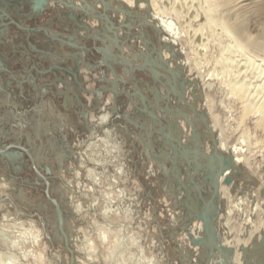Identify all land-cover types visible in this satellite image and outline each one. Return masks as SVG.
<instances>
[{"label":"bare ground","instance_id":"6f19581e","mask_svg":"<svg viewBox=\"0 0 264 264\" xmlns=\"http://www.w3.org/2000/svg\"><path fill=\"white\" fill-rule=\"evenodd\" d=\"M105 1L107 3L106 7L102 5L100 0H75L73 2L74 5L80 7L85 4L88 7L87 11H85V8L84 11H79L77 10L76 7L68 8L59 0H46L45 4L38 7L37 10L39 11V13L36 14L35 11L37 10L32 11L31 12L32 15H30V18L35 14L36 16L40 17L42 14L40 12L42 11V9L44 10L45 8L53 13L51 14V16L53 15V18L55 20L56 19L61 20L62 23H63L62 20H64L67 16L69 19H72L73 16L71 14H74L76 15V19L75 21L73 19L68 21V24L70 26L68 24L65 25L66 22L63 24L61 23L63 29L70 32L71 30L70 27L72 26V23L78 21V23L76 24H79V15H81L80 17H82L83 19L82 21H84L85 25H87L88 27L86 28L85 32H80L79 35L82 33L86 34L90 30L91 31L90 33H92V35L95 34L93 36L96 35L98 36V34H100L104 38V36H106V34L111 31H113L114 33L117 32L116 35L118 38H115V40L122 41V44L125 45L126 49L129 51L132 50L141 51L138 50V46L140 47V44L142 43L139 37L144 36L146 40L143 43L146 48V51L149 54H151L153 50L158 49L159 53L157 52V54L159 56L161 55L160 61H162L167 67L162 66L163 64L160 61L156 62L158 64V65L155 64L156 66H154L151 63L153 66H150V68L152 69L148 70L149 72L148 74H145V72H138L137 75L139 74V76L142 75L145 78H148V81L150 83H153L154 80H159L162 82V79L165 77L166 79L165 89L168 90V92L170 91L172 92L171 90L172 87L176 92L181 90L180 83L181 81H183L184 88L182 91L185 92V96L183 99H181L182 101L181 102L177 101L176 96H174L172 100H176L177 103H174V101L170 103V101H168L167 102L168 105H167L165 103L166 100L165 99L162 100V103L159 106V108L163 111H168L169 108L180 105L184 111V115L183 114L182 115L185 118L183 120L185 122L183 123L184 125L181 124L183 126V133L180 134L179 131L180 134L179 139L181 140L180 141L181 144H180L179 140H177L176 143H174L175 141L172 140L173 135L171 137L172 133L170 132L169 129H167L168 127L166 126V128L163 129L159 121L160 124L159 132L162 136V142H160L158 146L159 151L155 152L150 146V144L155 142L154 140L152 141L150 140V142L145 141V143H147V149L149 150L150 155L154 157L157 161H159V163L161 159H166L170 162L171 168L169 174L170 176L172 175V177L174 178L175 188H176V184L178 183L184 184L183 185L184 187L178 185L179 186L178 190L180 191V193H178V190L176 191L178 194L184 193L185 202H187L186 200H189L190 205L193 204V202L194 203L196 202L197 194L200 195L201 193L198 183L204 185L202 186L203 189V187H205V183L208 182V180L205 181L203 180L204 177L203 173L204 172L209 173L206 174V176H209L212 179V182L215 179L217 168H215L214 171L210 172V167H209L210 159H208V157L212 156V154L214 153H217L219 156L223 155L222 158H224V155L230 153L232 156L231 162L234 165V168L227 169L225 171V174L230 173L233 177V181L228 185L223 184L222 181L224 179L225 174H221L219 175L217 182L218 191L216 192V194H218L217 196L219 197L218 206L220 207V211L216 218L217 219L216 226L218 233H220L222 237V239L219 241L217 246L221 248L222 250L221 254L223 255L228 254L229 256V253L233 251L232 255L230 256L234 264H264V242L262 245L256 248V244L259 243L261 235L264 234V162L262 164L260 163L253 164L252 162V158H253L252 156H254L255 153L254 151L259 147H263L264 144L260 143L259 140L252 138V135L244 125L245 121L249 120L253 123L254 132L257 133V131H261L264 134V18L262 17L261 19L263 20H260L259 18L261 16L260 17L258 16L262 14L264 10V6L262 7L264 3L258 5L257 0H254L252 2L248 0H105ZM5 5L3 6L5 7ZM13 5L14 3L9 2L7 3L5 8L9 9ZM64 7H67L68 9L66 13L63 12ZM5 15H3L2 17H4ZM114 15H117L119 18H125L124 22L128 24V27L124 28L121 25H116L117 22H114L115 19L112 20L111 18ZM255 16L256 17L258 16L259 20H257ZM254 18L256 19L253 20ZM12 23H14L18 29L22 30L24 28V27L21 28V25L18 24L13 19L11 21V24ZM121 23L123 25V21H121ZM4 24L6 29H9L8 25L6 23ZM134 24H137V27H139V29H137V31L139 32L134 33L133 35L134 30L132 29L134 27L133 26ZM103 25L108 31L102 33V30H104ZM81 26L83 25L81 24ZM1 31L5 32L4 29H2ZM46 32L45 34H47ZM110 34H112V32ZM1 37L2 36L0 34V42H3V39ZM54 40L57 41V39L53 38V41ZM95 40L98 39L92 40L96 44L98 41ZM148 42L150 43V45L147 44ZM64 44H68V43H64ZM0 62H1L0 70H4L3 67L4 61L1 60ZM142 65L144 66L145 64ZM144 67L148 69L146 65ZM154 68L155 69L157 68V70H155ZM165 69L166 70L170 69L172 71L168 72V70L166 71ZM141 70L143 71L142 68H140V71ZM171 72H173L174 74L173 77L175 78V80L171 79L172 77ZM210 78L215 79V83L217 84L218 89H220L221 92L227 97L228 99L227 101L230 102L231 107L233 108L234 106L238 109L237 112L238 113L237 121L239 122L238 129L241 130L242 133H241V140L239 141L237 140V142L234 144L228 141L229 137L228 138L226 137V134L224 132V127L219 122L218 114L215 110V106L217 105L216 100L213 98V96H211V94H208L206 91L207 87L213 88L212 86L213 83L208 80ZM108 90H111L113 92L114 94L113 96L117 94L115 93L114 91L115 88L113 87L108 88ZM117 91L118 90H116V92ZM122 92H124L128 96L131 105L133 103V98L135 97L136 94H139L140 96L139 97L140 104H142V102H145V97L141 95L139 91H136L135 93H130L122 90ZM176 92H172V94ZM182 95H180V97H182ZM143 105L145 106V108L143 107ZM143 105L138 106V108H134L137 110L136 113H139V115L143 113L145 114V112H147L146 104L143 103ZM234 110L235 109H233V111ZM148 115L150 118L153 119L152 126L154 127L155 122L157 121L158 118L151 111H148ZM116 116L114 117L110 115L109 110L106 111L105 113H99L98 122H97L99 126L97 125L93 128L89 127L91 129V131L88 129L89 132H92L91 134L90 133L89 134L92 135L91 137L93 138L91 142L89 141L91 143L89 144L90 147L96 148V150L92 149L91 151H94L97 155H101V157H97V158L93 157V164L90 165L91 168L86 167V171H85L86 174L93 175L94 177L100 176V173L98 175V173H96V170L98 169V165H100L103 162V159L102 161L100 159L102 158V156H107L108 154L114 152L115 153L114 156L118 158V155L125 153L126 145L128 144L127 141L129 138L127 132L129 133V131L131 130L130 127L127 126L129 130L128 131L124 121ZM198 116H200L201 119L204 121L205 124L204 127L206 128V130L203 131L205 134V138H203L205 139L204 140L205 142H204V150L202 151L200 150L199 147H196L195 145L197 144L196 143L197 141L201 140V139L199 140L200 136H198L197 133L198 126H196L198 123L196 122L197 120L195 119ZM123 117L126 116L123 115ZM136 119L139 123H141L140 125L144 129L143 122L138 120L137 117ZM199 121L201 120L199 119ZM173 132H177V131L175 130ZM8 134H10V131L8 130H3L0 132L2 138L3 137L5 138L6 135ZM11 135H13L12 137L14 138V142H13L14 144L13 143L10 144H12L13 146H8L9 145L8 144L6 145V147L2 146V148L0 149V161H2L5 166L9 164L12 157L20 161L22 160L23 162H26L25 159L23 158V154L20 153V151L16 153V152H11L10 150H5L7 148H18L22 150L21 147L23 146L20 144V142H22L21 141L22 135H20V133L15 130L14 131L12 130ZM99 136L100 139L98 138ZM25 137H26L25 142L28 146L26 144L25 145L30 149L31 153L29 151L28 152L32 155L33 162L34 164H36V167L39 170L41 168L40 167L41 164L37 157L38 154H36L37 152L32 146L33 135L32 133L31 134L27 133ZM152 138L154 139L157 138L156 132H154ZM182 138H189L190 141H185ZM0 140H2L1 137ZM1 143L3 144V141H0V145H2ZM251 143H254L253 144L254 147H251ZM163 144H167L170 147L172 157L168 158L169 152L167 149L163 147ZM174 144H176L177 147H182L180 148V151L187 148L185 147V145L189 146L187 148V151H189L190 157H188L187 155L188 153L183 151L182 152L183 154L178 152L179 157L176 158L174 154V150L172 148ZM176 146L174 145L175 148ZM198 155L201 158L204 156L205 159L204 163L198 161L197 159L199 158ZM185 157L188 159L185 160ZM82 158L84 159V157ZM179 160H182V162ZM187 161H189L188 164ZM106 162L107 159L105 163ZM216 164L217 162L214 161L213 165L215 166ZM119 165L120 166L116 171L112 170L113 174L108 175L107 173L103 181L102 179H98L99 182L102 181L100 182L102 183V186H105L107 190L106 193L110 194L109 203L103 208L102 215L99 216L98 214H96L95 211H93L90 208L97 217L99 216L103 220L102 223L103 225L102 224L99 225L97 222L98 225L97 226L95 222V226H94L96 227V235L99 238V242H100L98 243L99 245H106L109 232L112 231L110 229L113 228L111 227L110 224L106 222V216L109 215L110 213L113 214L114 213L113 209L117 208L119 210L123 209L122 211L124 216H126L127 214V216L131 217L132 215L131 213L133 212L135 207L138 206V205H134L135 199L133 198V200H129L125 192L126 190L120 187L121 183L119 181L121 178L120 176L122 175L123 167H121L122 164L119 163ZM184 165L188 167V169L185 170ZM258 168L260 169L259 172L257 171ZM174 169L176 170V173H174L173 171ZM60 170L58 169V171ZM46 171H48L47 168ZM184 171H185V175H187L186 174L187 172H188V176L192 175L191 177L192 183H187L186 181L182 180L183 178H185ZM189 171L191 172L190 175H189ZM177 172L182 173L183 176L181 174L177 175ZM34 173L36 174L35 179H37V181L39 182L38 183L36 181L38 184L45 183V189H44L45 198L42 201L40 200L41 202H35L33 199L29 201L26 200L25 202L28 204L25 205L24 204L22 205L20 201V198L23 201L25 199L24 193L22 194L23 191L20 190V192L14 193V191L9 188L10 180L5 178L3 174H0V264H29V263L31 264L32 262L33 264H69L71 255L68 252V249L64 243V237L58 228L57 214L54 208V203L51 200V198L54 197L50 193L51 191L49 187L50 181L48 179V176H46L43 171H40L41 174L36 173L35 171ZM198 174H202V176L200 178H197L196 176ZM103 175L104 174H102V176ZM198 179L199 181L197 182ZM76 181H78L77 183L78 187L81 188L80 181L78 179H76ZM46 183H48V187L46 186ZM62 184L63 186L69 189L71 188L70 186L71 184L69 183H62ZM188 187L192 189L193 192L192 191L188 192V190H186L188 189ZM73 188L74 189L72 195H66L65 189L58 187V191H59L58 193H60V195L58 198H54L60 204L61 207L60 209L63 216V229L68 241V247L72 250L73 253V262L71 264H82L81 260H83V262L86 264L89 263L96 264L93 255L96 249L95 243L97 240L95 239L90 240L91 238L83 240L81 236H79L78 233L79 231L78 232L74 231L79 227L78 224L79 220L77 217H78V212L82 209V206H80L81 203L79 202L81 201L82 195L83 196L89 195V191H88L89 189L86 190L85 192L84 191L81 192L80 189H77L76 185H73ZM46 189L48 191L49 198L46 196L45 193ZM193 193H195L196 195ZM192 194L194 195V197L192 196ZM75 195H77V198L75 197ZM62 197L64 199H68V201L65 202L67 204V208L69 207V209L71 210L69 215L70 218L72 217V220L74 221L73 223L71 221H68L66 215L63 214L64 206H62L61 202L64 199H62ZM15 198H17L19 202L16 201ZM95 202L96 200L93 201L94 205ZM119 202L124 203V206L122 208H119ZM87 207L89 209V206ZM197 208L198 209L202 208L200 202L196 207V211H198ZM85 211L88 210L86 209ZM72 213L74 214L72 215ZM171 219H173L172 216ZM192 222H193L191 225L192 235H194L195 237L202 236V222L201 221L197 222V220L196 222L195 221ZM118 226H119L118 229L115 230L116 234H114L115 236H113L115 237L116 250L120 249L121 251L119 254H117L116 252L117 256H121V254L122 255L126 254V252L132 253L131 257H128V259H126L127 257L125 255L126 258L122 256L119 258V260H116L119 263H121V261L123 262L127 260L126 263L128 264H141L143 263L142 260L146 259L147 263L149 264H166L163 263L166 259L167 264H183V263L185 264L182 258H181V263L170 262V259L168 257V251L166 249L167 242H165L164 240V237L166 238V236L162 237L163 239L154 238V241L153 240L150 241V239L147 238L148 240L146 239L147 245H145L144 247L145 249L138 250L134 246L135 245L134 242H131L130 245L129 242L127 241L126 237L129 231V227L127 226V223H121L120 225L118 224ZM195 229H197L196 232ZM183 234L182 236L179 235L178 236L181 237L182 239ZM84 237L85 235L83 236V238ZM172 239L175 242L178 241L174 236H171L169 240ZM253 240H256L255 245H253L252 243ZM193 245L195 246L192 249V251L190 250L189 252L188 250H186L188 251L186 252L188 255L187 257L191 258L189 255L192 254L191 256H193L194 260H196L195 263L191 259L190 263L205 264L207 254L209 252V248L203 246L201 247L198 245L196 247V244ZM252 246H254L253 249L251 248ZM147 248L152 253L146 252L145 250ZM247 248L248 249L251 248V249H249L250 251L249 252L247 251L246 253L245 249ZM91 249L93 251L89 252L88 250ZM80 251H83L82 254L85 256L84 258L83 256L81 257V255L79 254ZM145 253H148V255L150 256L153 255L152 257L154 261L152 260L150 261V259L147 256H145ZM96 255L98 254L96 253ZM30 256L32 259L29 258ZM208 262L209 263L207 264H215L211 259ZM119 263H115V264H119ZM216 264H220V263L218 262ZM224 264H227V261H225Z\"/></svg>","mask_w":264,"mask_h":264},{"label":"rangeland","instance_id":"374dc122","mask_svg":"<svg viewBox=\"0 0 264 264\" xmlns=\"http://www.w3.org/2000/svg\"><path fill=\"white\" fill-rule=\"evenodd\" d=\"M74 1L75 0H73V2ZM248 1L252 2L254 0H248ZM257 1H258V5L264 3V0H257ZM9 2L14 3V5L9 9H7L5 7ZM35 2L36 1H33L32 3V1L30 0H0L1 3L0 8H2L0 9V21L2 23L0 25V34L2 36L1 38L3 39V42H0L1 43L0 61L3 60L5 63V65L3 63L4 70H0L1 71L0 72V132L3 130L10 131V134L6 135L5 138L4 137L2 138V136L0 135L2 139L0 141H3V144L1 143L2 145L0 146L6 147V144L8 145L10 144V142L14 141V138L12 137L13 135H11L12 130L17 131L20 133V135H22L21 137L22 142H20V144H24V145L26 144L25 135L27 133L30 134L32 133L33 135L32 146L36 150L37 152L36 154H38L37 157L41 164L40 167L42 168V169L40 168L39 170L43 171L45 175L48 176V179L50 181L49 182L50 184L49 187L51 190L50 193L54 198H58L60 195V193H58L59 192L58 187L64 188L66 191L65 193L66 195H72L74 189L73 185H76L77 189H80L81 192L82 191L85 192L86 190L89 189L88 190L89 195L88 196L82 195L81 201L79 202L81 203L80 206H82V209L78 212V217H77L79 220L78 222L79 227L74 231L76 232L79 231L78 232L79 236H81L83 240H86L88 238H91L90 240L93 239L97 240L95 243L96 249L93 255L96 264H115V263H119L116 260H119V258L122 256H124V258L127 257L126 259H128V257H131L132 255L131 252L130 253L126 252V254L123 255L121 254V256H117V254H119L121 251L120 249L116 250L115 237L113 236H115L114 235L116 234L115 230L118 229L119 227L118 224L120 225L121 223H127V226L129 227V231L126 237L127 241L129 242L130 245L131 242H134L135 244L134 246L138 250L145 249L144 247L145 245H147L146 244V241L148 240L147 238H149L150 241L152 240L154 241V238L163 239L162 237L166 236V238L164 237V240L165 242H167L166 249L168 251V257L170 259V262L181 263V258H182L185 264H191L190 263L191 259L196 263L194 257L191 256L192 254L189 255L191 258L187 257L188 255L185 254L188 251L190 252V250L192 251V249L195 246L193 244L191 245L188 242L189 241L188 236L185 231V229L187 228L189 233L192 234L191 233V225L193 223L192 221L196 222L195 218H193L192 221H188L187 215L184 214V213H191V212H185V210L188 208V206L191 207L192 204L190 205L189 200H186L187 202H185L184 193L178 194L177 191L176 193L172 192V185L174 186L175 182L172 175L170 176L169 174L171 168L170 162L166 159H161V161L164 163L162 166L161 165L162 162L159 163L154 157H152L147 147H145V145L143 144L144 140L145 139L147 140V138H149L150 140H154L155 142L150 144V146L155 152L159 151L158 146L159 143L162 142V136L159 132V127H160L159 121L163 129H165L166 126L168 127L167 129H169L170 132L172 133L171 137L173 135L172 140L175 141L174 143H176L177 139L179 140V142L181 141L179 139L180 134L183 133V126L181 124L185 122L183 121L185 119L183 116L184 115L183 109L181 108L180 105H177L176 107L169 108L168 111H163L159 108V106L161 105L162 100L165 99H166L165 103L167 105H168L167 103L168 101H170V103H172L173 101L174 103H177V101L181 102L182 101L181 99H183L185 96V92H183L182 89L178 91L179 93L176 91H175L176 93L173 94H172L173 91L168 92V90L165 89V81H166L165 77L162 79V82L159 80H154L153 83H150L148 81V78H145L142 75L139 76V74L137 75L138 72H145V74H148L149 73L148 70L152 69L150 68V66L158 65L156 62H159L161 59L160 58L161 55L159 56L157 54V52L159 53L158 49L153 50L151 54H149L146 51V48L143 43L146 40L144 36L139 37L142 43L140 44V47L138 46V50L141 51H136V50L129 51L126 49L125 45L122 44V41L115 40V38H118L116 35L117 32L114 33L113 31H111L112 34H110L111 32H109L106 34V36H104V38L100 34H98V36L97 35L93 36L95 34L92 35V33H90L91 32L90 30L88 32L86 31L87 32L86 34L82 33L83 35L82 34L79 35L80 32H85L86 28L88 27L87 25H85L84 21H81L82 20V17H80L81 15H79V24H76L78 23V21L72 23V26L70 27L71 30L70 32H68L63 29V26L61 25L62 23L61 20L58 19L55 20L53 18V15L51 16V14L53 13L47 10L46 8L44 10L42 9V11L40 12L42 13L40 17L36 16L35 14L30 18V15H32L31 12L34 10L29 9L28 3L31 4L32 7H34ZM3 5H5V7ZM263 6L264 4L262 5V7ZM85 7H87V5L85 6L84 4V8ZM67 11H68L67 7H64L63 12L66 13ZM3 15L5 16L2 17ZM258 16L259 17L261 16L259 19L263 20L261 18L262 17L264 18V10L262 14ZM258 16L257 17L255 16L257 20H259ZM45 18L47 19L46 24H44L43 22V19ZM50 18H52L53 20ZM111 18L112 20L115 19L114 22H117L116 25H121L124 28L128 27V24L124 22L125 18H119L117 15H114ZM256 18H254L253 20H255ZM12 19L15 20L18 24H20L21 27H28L26 25H34L33 21H35L36 27H33V29L29 31L26 29L21 30L18 29L14 23L11 24ZM69 20L72 19H69L67 16L62 21L63 23L66 22L65 23L66 25L68 24ZM121 21H123L124 26L122 25ZM3 22L8 25L9 29H6L5 24ZM81 24L83 26H81ZM133 26L134 27L132 30H134L133 32L134 35V33L139 32L137 31L139 27H137V24H134ZM2 29H4L5 32H2L1 31ZM44 30L45 32L47 31L46 33L48 35L45 34ZM106 31L108 30L104 26V30H102V33ZM56 32H59L60 36H62V38L64 37V39L65 38L67 39V37H69L70 35L75 36L73 40L75 41L78 47L76 50L80 52L81 55L78 58L79 67L74 68L73 67L74 63L70 58L66 60V63L67 66L69 65L68 66L69 69H77L79 76L77 77L76 75L75 77L76 82H81L82 86L86 90H92V91L84 92L83 89L81 90V88H77L76 84L73 82L74 79L71 76L64 75L66 82H69L70 84L69 88H66L64 83H62L61 81L55 82L56 81L55 76L64 73L53 70L49 72H45V69H47L46 67L49 66V63L51 61L63 63L61 62L62 60L58 61L59 58L56 57L58 54H56L55 56L56 58L53 57V55L46 54L48 50H50V52H55V51L61 52V55L64 53H68L69 51H73L72 48L68 47L69 46L68 44H64L56 40L53 41V38H56V36L54 35ZM94 39H98L95 40L98 41L96 44L94 43V41H92ZM147 44L150 45L149 42ZM157 55L159 58L157 57ZM62 57H64V55H62ZM107 62H109L110 67L103 65L104 63L106 64ZM160 62L163 64V65L161 64L162 66L167 67L162 61ZM142 64H145L148 69H146L144 67L145 65L143 66ZM33 65H35L36 67H34ZM138 67L142 68L143 71L142 70L140 71V68ZM102 70L105 75L107 74L106 77L110 79H113L111 70H114V72H116L120 76L121 81L123 80V84L125 83L124 86L122 84L123 89L121 90H120L121 82L119 81L117 84V89L119 90L116 92L117 94L115 95L117 99L116 103H114L113 100L114 94L108 90V88H110V85L106 86L108 82L101 81ZM155 70H157V68ZM169 71L172 70L169 69L168 72ZM171 76H172L171 79L175 80L173 75ZM208 80L213 83L212 85L213 88L210 87L211 88L210 89L209 87H207L206 91L208 94H211V96H213V98L216 100L217 105L215 106V110L218 114L219 122L224 127V132L226 134V137L227 138L229 137L228 141L234 144L237 142V140L238 141L241 140V133H242L241 130L238 129L239 127L238 126L239 122L237 121L238 109L234 106L233 108L231 107L230 102L227 101L228 100L227 97L221 92L220 89H218L217 84L215 83V79L210 78ZM53 82H55L56 85L53 84ZM101 83L106 84V85H101V87L104 86L108 88L107 89L103 88L100 91H98V93L93 92V90L96 87H98V85ZM71 90L80 93V100L77 99V97ZM122 90L130 93H135L136 91H139L140 94L145 97L147 112L141 115H139V113H136L137 110L132 107L128 96L124 92H122ZM95 94H97L98 99H96ZM180 95H182V97H180ZM174 96H176L177 101L172 100ZM139 97H140L139 94L135 95V97L133 98L134 104L140 105ZM115 107L116 110H114ZM233 109L235 110L233 111ZM108 110L110 112V115L114 117L117 115L116 117L122 119L125 123L126 128L127 126H129L131 131H129L127 128V130L129 131V133L127 132L129 138L127 141L128 144L125 143L127 144L124 153L125 155L124 154H120L122 156L118 155L119 159L114 156L115 155L114 152L108 155L106 154L109 157L102 156V158L100 159L101 161L103 159V162L100 165H98V169L96 170V173H98V175L100 173V176L95 175L97 177H94L93 175H89L85 173L86 167L91 168L90 165L93 164V157L97 158V157H101V155H97L94 151H91L92 149L96 150V148L90 147L91 144L90 142L93 140V138L91 137L92 135H90L92 132H89V130L91 131L90 128H93L97 125L99 126V124L97 123L99 113H105ZM148 111L153 112L158 118L157 121L155 122L154 127L152 126L153 119L149 117ZM122 113H124L123 115H125L126 117H123L121 115ZM132 115H134V117H137L138 120L143 122L144 129L140 125L141 123L137 121V119L135 122L134 119L129 118ZM199 117L200 116L196 117L195 119L197 120L196 122L198 123L196 125L198 126L197 133L198 136H200L199 140L200 139L201 140L197 141L196 142L197 144L195 145L196 147H199L200 150L202 151L204 150V142H205L204 141L205 139H203L205 138V134L203 131H205L206 128L204 127L205 125L204 121L201 119V117L200 118ZM199 119L202 122L199 121ZM244 125L252 135V138L259 140L260 143L264 144V134L261 131H257V133L254 132L253 123L251 121L249 120L245 121ZM173 128L177 132H173L175 131ZM154 130L156 132V137H157L156 139L152 138L154 135ZM139 135H141L144 138V140L140 138ZM98 138L100 139V136ZM182 139H184L185 141H190L189 138H182ZM253 144L254 143H251V147H254ZM174 145L176 146V144ZM163 147L167 149L169 152L168 158L172 157L170 147L167 144H163ZM185 147L187 146L185 145ZM176 148H182V147L176 146ZM141 151L143 152L144 156L141 155ZM11 152L18 153L19 151L11 150ZM254 152H255L254 156H252L254 158V159L252 158L253 164L254 163L262 164L264 162V146L257 148ZM23 153H22L23 158L25 159L26 162H23L22 160L20 161L12 157L9 164L5 166L3 162L0 161V174H3L5 178L10 180L9 188L12 189L14 193L16 192L18 193L20 192V190L23 191L22 194L24 193L25 199L23 201L20 198L22 205L28 204L25 201L26 200L29 201L31 199H33L35 202H41L45 198L44 195L45 183L38 184L39 182L37 181V179H35L34 170L32 169V167H30L31 166V163L29 162L30 160L29 158H27L28 156H26V153L24 151ZM87 153L89 154V156ZM82 157H84V159ZM112 157L115 158L113 159ZM198 157H199L198 161H200L202 158L199 155ZM106 159L107 162L105 163ZM179 161L182 162V160ZM119 163L124 165V166L121 165V167H123V170H122V175L120 173L121 175L119 181L121 183L120 187L126 190L125 192L129 200H133V198L135 199L134 205H138V206H136L134 209L135 211L133 210V212L131 213L133 215V216L131 215V217L127 216V214L126 216H124L122 211L123 209L119 210L115 207H114L115 209H113L114 210L113 214L110 213L107 216L105 215L106 222L110 224L111 227L113 228L110 229L112 231L109 232L106 245H99L98 244L100 243L99 238L96 235V227L94 226H95V222L96 225L97 222L99 225L103 223V220L99 216L102 215L103 208L109 203V198H110L109 196L110 194L106 193L107 190L105 186H102V183L100 182H102L103 179H105L107 173L108 175L113 174L112 170L116 171L120 166ZM157 164L161 165V167L164 170H160ZM46 168L48 169V171H46ZM58 169L61 170L58 171ZM184 169L186 170L188 169V167L184 165ZM173 171L174 173H176L175 169ZM257 171L259 172L260 169L258 168ZM190 173L191 172L189 171V175ZM102 174L104 175L102 176ZM180 174L182 175V173ZM201 176L202 174H198L196 177L200 178ZM76 179L80 181L81 188L78 187L77 185L78 181H76ZM98 179H102V181L99 182ZM52 181L54 184L52 183ZM198 181L199 179L197 180V182ZM62 183L71 184L70 185L71 188L69 189L63 186ZM174 189L176 190L175 186ZM171 192L173 194H171ZM193 194L192 196L194 197ZM75 197L77 198V195H75ZM62 199L64 198L62 197ZM15 200L18 201L17 198H15ZM92 200L93 201L96 200L95 205L93 204ZM65 201H68V199H64L61 202L62 206H64L63 214L66 215L68 221H71L73 223L74 221L72 220V217L70 218L69 215L71 210L69 209V207L67 208V204ZM87 206H89V209L91 208L99 216L97 217L91 209L90 210L88 209ZM123 206L124 203L119 202V208H122ZM86 209L88 211H85ZM73 214L74 213H72V215ZM171 216L173 219H171ZM215 220L217 221V219ZM178 233H180L181 235ZM182 234H183V238L181 239V237L179 236H182ZM84 235L85 237L83 238ZM171 236H174L179 242L178 241L175 242L173 239H172L173 241L169 240ZM181 241L184 243H182ZM251 248L253 249V246ZM249 249L248 248L245 249L246 253L247 251L248 252L250 251ZM88 251L92 252L93 250L91 249ZM145 251L148 253H152L150 252V250H148V248ZM82 253L83 251H80L79 254L81 255V257L83 256L84 258L85 256ZM96 253L98 255H96ZM148 253H145V256H147L150 259V261L151 260L154 261L152 257L153 255L150 256L148 255ZM29 258L32 259L31 256ZM81 262L82 264H86L83 262V260H81ZM126 262L127 260L123 262L121 261V263L119 264H128ZM142 262L143 263L141 264H149L147 263L146 259L142 260ZM163 263L167 264V260L165 259ZM31 264H33V262Z\"/></svg>","mask_w":264,"mask_h":264},{"label":"water","instance_id":"95a60500","mask_svg":"<svg viewBox=\"0 0 264 264\" xmlns=\"http://www.w3.org/2000/svg\"><path fill=\"white\" fill-rule=\"evenodd\" d=\"M30 1H36L35 2V6L34 7H32L31 6V4H29L28 3V6H29V9H32V10H37L38 9V7L39 6H42L43 4H45L46 3V0H30ZM59 1H61L65 6H67L68 8H72V7H76L77 8V10H79V11H84V5L83 6H80V7H78V6H76V5H74V3H73V0H70V1H66V0H59ZM101 1V3H102V5L104 6V7H106L107 6V3H106V1L105 0H100ZM86 6V5H85ZM87 8L88 7H85V11H87ZM36 12V14H38L39 13V11L37 10V11H35ZM71 14V13H70ZM73 17H72V19L75 21V19H76V15H74V14H71ZM49 16V15H48ZM46 18L45 19H43V22H44V24H46L47 22H46ZM83 20V19H82ZM81 20V21H82ZM23 26V25H22ZM22 28V27H21ZM23 29H26V30H32L33 28H30V27H24ZM55 36H56V38L55 39H57V41L59 42H63V43H68V44H70L68 47L69 48H72L73 49V51H69L68 53H64V54H62V55H64V57H62V55H61V52H50V50H48L47 52H46V54H48V55H53V57H55L56 56V53L58 54L56 57H58L60 60H58V61H61V62H63V63H58V62H53V61H51L50 63H49V66L48 67H46L47 69H45V72H49V71H60L61 73H64V74H60V75H57V76H55L56 78V81L55 82H57V81H61L62 83H64V85L66 86V88H69V82H66V79H65V77H64V75H68V76H71L73 79L76 77V75H77V77L79 76V73L77 72V69H69L68 68V66H67V63H66V60L68 59V58H70V59H72V62L74 63V68L75 67H79V60H78V58L81 56L80 55V52H78L76 49H77V45H76V43H75V41L73 40L74 38H75V36L74 35H70L69 37H67V39L65 38L64 39V37L62 38V36H60V33L59 32H56L55 34H54ZM69 38V39H68ZM27 41H28V39H27ZM55 57V58H56ZM64 58V59H63ZM63 60H65V61H63ZM103 65H105V66H109L110 67V64H109V62H107L106 64L104 63ZM34 67H36L35 65H33ZM91 66H94V65H91ZM97 66V65H96ZM93 69V68H92ZM112 71V77H113V79H110V78H108V77H106V75L104 74V72H103V70L101 71V74H102V82H108V84L106 85V84H103V83H101V84H99L98 85V87H96L94 90H93V92H97L98 93V91H100L101 89H103V88H106V87H104V86H102L101 87V85H106V86H108V85H110V87H113V88H115V93H116V90H119V89H117V84H118V82L120 81L121 82V86H120V90L121 89H123V87H122V84H123V80L121 81V78H120V76L116 73V72H114V70H111ZM172 73V75L174 76V74H173V72H171ZM32 75V74H31ZM34 78V77H33ZM75 80V79H74ZM73 80V82L76 84V86H77V88H81V90L83 89V91L84 92H90V91H92V90H86L83 86H82V84H81V82H76V81H74ZM99 81V80H98ZM100 81V82H101ZM55 82H53V84H55L56 85V83ZM70 83H72V82H70ZM73 83V84H74ZM125 84V83H124ZM124 84H123V86H124ZM180 87H181V89L183 90V88H184V82L183 81H181V83H180ZM107 89V88H106ZM171 90L173 91V92H175V90H174V88L172 87L171 88ZM74 94H75V96L77 97V99H79L80 100V93L78 92H75V91H73V90H71ZM109 91H111V90H109ZM111 93H113L112 91H111ZM96 96V99H98V97H97V94H95ZM113 97V96H112ZM113 100H114V103H116V97L114 96L113 97ZM143 103L145 104V102H142V104H140V105H136V104H133L132 103V106H133V108H138V106H141V105H143ZM143 107L145 108V106L143 105ZM114 110H116V107H115V109ZM146 111V110H145ZM118 113V112H117ZM86 114V113H85ZM123 114L124 113H122L121 115L123 116ZM86 116V115H85ZM129 118H132V119H134L135 120V122H136V117H134V115H132V116H130ZM128 118V119H129ZM155 132V131H154ZM139 137L140 138H142L143 140H144V138L141 136V135H139ZM145 141H148V142H150V139L149 138H147V140L145 139L144 140V145L147 147V143H145ZM152 141V140H151ZM8 146H13L12 144H9ZM189 146H187V148H188ZM22 148V150L26 153V155L28 156V158H29V160H30V162L32 163V166H33V169H34V171L36 172V173H40V171L38 170V168L36 167V165L34 164V162H33V157H32V155L28 152V150L27 149H25V148H23V147H21ZM172 148H173V150H174V154H175V156H176V158L177 157H179V155H178V152H180L181 154H183L182 152L184 151V152H186V153H188L187 155H188V157H190V154H189V151H187V148L186 149H184V150H182V151H180V148H175L174 147V145L172 146ZM143 152H144V150H143ZM143 152L141 151V155L142 156H144L143 155ZM223 157V155L222 156H219L217 153H214V154H212V156H210V157H208V159H210L209 161V167H210V172H212V171H214V169L215 168H217V172H216V174H215V179L213 180V182H212V179L209 177V176H206V174H209V173H206V172H204L203 173V180L205 181V180H208V182L207 183H205V187H203V189H202V184H200V183H198L199 184V189H200V191H201V193H200V195L199 194H197V199H196V202L194 203L193 202V204H192V206L191 207H189L188 206V208L185 210V212H191V213H184V211H183V213L185 214V215H187V217H188V221H192L193 220V218H195L196 220H198V221H201L202 222V236H200V237H195L194 235H192V234H190L189 233V231H188V229L186 228L185 229V231H186V233H187V236L189 237L188 238V242L192 245V244H196V245H199V246H203V247H207V248H209V252H208V254H207V258H206V262H205V264H207V263H209L208 261L211 259L215 264L216 263H220V264H224L225 263V261H227V264H234V262L231 260V256L230 255H232V253H233V251H231L230 253H229V256H228V254H225V255H223V254H221V248H219L217 245H218V243H219V241L222 239V237H221V235H220V233H218V231H217V226H216V223H217V221L215 220L216 218H217V215H218V213H219V211H220V207L218 206V202H219V197L217 196L218 194H216V192L218 191V177H219V175H221V174H225V171L227 170V169H233L234 168V165L232 164V162H231V159H232V156H231V154L229 153V154H226V155H224V158H222ZM193 158H195V157H193ZM188 158H186L185 157V160H187ZM198 159V158H197ZM200 161H202L203 163H204V161H205V159H204V156L202 157V159L200 160ZM214 161H216L217 162V167H216V165L214 166L213 165V162ZM159 162V161H158ZM160 162H162V161H160ZM188 162L189 161H187V164H188ZM163 162L161 163V165L163 166ZM158 165V168H160V170H164L162 167H161V165H159V164H157ZM195 172V171H194ZM41 174V173H40ZM187 175H185V171H184V175H185V178H183L182 180H184V181H186L187 183H192L191 181V177H192V175L191 176H188V172L186 173ZM177 175H180V173L179 172H177ZM180 178V177H179ZM181 179V178H180ZM183 181V182H184ZM232 181H233V177H232V175L230 174V173H227V174H225L224 175V179H223V181H222V183L223 184H226V185H228V184H230V183H232ZM187 183H186V185H187ZM178 185H180V186H182V187H184L183 185V183H178V184H176V190H178V188H179V186ZM185 185V186H186ZM191 185V184H190ZM46 186L48 187V183H46ZM186 188V187H185ZM176 190L174 189V186L172 185V192L173 193H176ZM186 190H188V192H191V191H193L192 189H190L189 187H188V189H186ZM209 190V191H208ZM171 192V194H173ZM45 193H46V196L49 198V195H48V191H47V189L45 190ZM178 193H180V191L178 190ZM51 198V197H50ZM51 200L53 201V203H54V208H55V211H56V214H57V223H58V228H59V230H60V232L62 233V235H63V237H64V243H65V245H66V247H67V249H68V252L70 253V260H69V264H71L72 262H73V253H72V250L68 247V241H67V238H66V235H65V232H64V229H63V216H62V213H61V207H60V204L58 203V201H56V199H54V198H51ZM200 202V204H201V206H202V208L201 209H198V211H196V207H197V205H198V203ZM174 206V205H173ZM209 208V209H208ZM182 213V214H183ZM188 223V222H187ZM187 223H186V225H187ZM209 226H210V228H209ZM184 227H186V226H184ZM183 227V228H184ZM197 231V229H195V232ZM255 241L256 240H253L252 241V243H253V245H255L256 243H255ZM263 242H264V234H262L261 235V237H260V241H259V243L258 244H256V248L257 247H259L260 245H262L263 244ZM253 248H254V246H253ZM186 255H187V253H185ZM225 257V258H224ZM230 259V260H229Z\"/></svg>","mask_w":264,"mask_h":264},{"label":"flooded vegetation","instance_id":"af4514ba","mask_svg":"<svg viewBox=\"0 0 264 264\" xmlns=\"http://www.w3.org/2000/svg\"><path fill=\"white\" fill-rule=\"evenodd\" d=\"M6 22H7V20H6ZM38 22V21H37ZM2 23H1V21H0V25H1ZM33 24L34 25H26V26H28V27H30V28H33V27H36L35 26V21H33ZM178 140V139H177ZM14 142V141H13ZM13 142H10V143H13ZM14 144V143H13ZM7 145V144H6ZM15 145H18V144H15ZM23 147H25L26 149H28V151L30 152V149L26 146V145H24V144H21ZM20 145V146H21ZM2 147L0 146V149H1ZM5 150H17V151H20L21 153H23V151L22 150H20V149H17V148H7V149H5ZM31 153V152H30ZM24 154V153H23ZM36 165V164H35ZM32 167V166H31ZM36 175V174H35Z\"/></svg>","mask_w":264,"mask_h":264}]
</instances>
